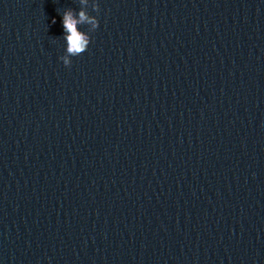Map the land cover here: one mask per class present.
I'll use <instances>...</instances> for the list:
<instances>
[{"label":"clouds","instance_id":"9594fccd","mask_svg":"<svg viewBox=\"0 0 264 264\" xmlns=\"http://www.w3.org/2000/svg\"><path fill=\"white\" fill-rule=\"evenodd\" d=\"M82 5H88L89 0H80ZM92 12L96 15H90L88 12L81 10L78 18H76L71 10L66 11L62 18L63 28L65 30L67 41V54L60 59L63 61L66 67H70L72 60H69V56L76 57L85 53L91 42L89 33L94 32L99 27V13L101 11L99 0H94ZM53 23L55 20L53 19ZM89 25L88 32L78 29V25Z\"/></svg>","mask_w":264,"mask_h":264}]
</instances>
